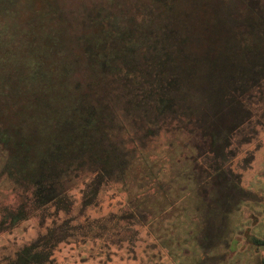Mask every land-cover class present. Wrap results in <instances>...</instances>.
I'll return each instance as SVG.
<instances>
[{"label":"rangeland","instance_id":"374dc122","mask_svg":"<svg viewBox=\"0 0 264 264\" xmlns=\"http://www.w3.org/2000/svg\"><path fill=\"white\" fill-rule=\"evenodd\" d=\"M153 2L0 0V109L8 123L39 119L46 113L41 93L53 99L59 85L70 92L77 73L86 80L85 68L98 58L76 60L74 44L110 42L129 21L154 30L147 37L154 73L183 75L157 33ZM186 85L175 91L174 113L159 116L150 99L131 116L140 126L116 120V142L127 141L121 150L130 157L125 173L113 171L97 188L94 176L82 174L67 191L68 209L35 206L8 176L9 153L0 144V264L50 231L57 239L42 264H260L264 246L252 239L264 238V79L247 105L232 102L222 114L207 89ZM20 208L25 217L11 224L8 213Z\"/></svg>","mask_w":264,"mask_h":264},{"label":"trees","instance_id":"16d2710c","mask_svg":"<svg viewBox=\"0 0 264 264\" xmlns=\"http://www.w3.org/2000/svg\"><path fill=\"white\" fill-rule=\"evenodd\" d=\"M153 1L155 11H160L157 33L162 32L171 44L173 50L167 49V56L182 67L183 75L163 79L154 73L151 65L155 62L147 55L153 53L147 50L152 48L147 37L154 30L150 26L147 31L140 21H129L114 28L116 35L110 42L95 37L97 47L74 44L76 60L88 54L92 60L98 58L97 65L85 68L86 80L83 75L80 81L82 74L77 73L70 92L61 93L59 85L52 92H59L53 99L41 93L38 100L46 113L24 120L36 124L12 126L0 109V144L9 153L8 176L30 191L38 208L71 207L67 191L84 173L95 177L94 188L101 179L112 177L113 171L123 175L130 157L127 150H121L127 141L116 142V120L140 126L137 117H132L146 101L151 99L159 116L174 113L175 91L187 84L207 89L213 109L222 114L232 102L247 105L264 79V0ZM94 24L91 28L98 31ZM110 47V53L104 50ZM8 214L11 224L25 217L21 208ZM56 239L50 231L16 251L14 260L5 264H42L48 261ZM252 241L264 246V238Z\"/></svg>","mask_w":264,"mask_h":264}]
</instances>
